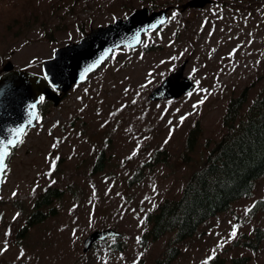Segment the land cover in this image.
Returning a JSON list of instances; mask_svg holds the SVG:
<instances>
[{"label":"rangeland","instance_id":"rangeland-1","mask_svg":"<svg viewBox=\"0 0 264 264\" xmlns=\"http://www.w3.org/2000/svg\"><path fill=\"white\" fill-rule=\"evenodd\" d=\"M184 1L0 0V69L10 61L36 74L55 49L91 28L142 7L179 8L138 47L117 49L56 106L44 104V115L7 160L0 264H156L165 256L174 234L144 240L146 214L180 197L205 164L225 132L228 101L245 89L249 103L264 86V0H213L180 10ZM184 61L194 89L176 100L150 101L151 90ZM46 188L55 191L35 210ZM262 204L264 174L250 196L175 243L170 264H204L210 255L208 264H264V233L256 239L252 233L264 231ZM104 228L120 232V241L83 253L84 238Z\"/></svg>","mask_w":264,"mask_h":264},{"label":"water","instance_id":"water-1","mask_svg":"<svg viewBox=\"0 0 264 264\" xmlns=\"http://www.w3.org/2000/svg\"><path fill=\"white\" fill-rule=\"evenodd\" d=\"M210 0H188L181 7L201 8ZM168 8L149 12L146 7L133 11L125 19H116L105 26L92 28L78 42L58 48L51 59L42 62V75L13 69L7 62L0 76V139L7 140L17 127L34 126L40 96L57 105L74 83L86 80L112 51L119 46L129 48L140 44L141 36L156 29L167 20ZM186 62L170 73L148 95L151 100L177 98L193 88L192 80L183 76ZM59 90V94L54 92ZM32 105L36 107L33 109ZM31 121V123H29ZM0 174V180L2 179ZM1 186V183H0ZM112 229L91 233L84 242L86 251L95 241L119 237Z\"/></svg>","mask_w":264,"mask_h":264},{"label":"trees","instance_id":"trees-1","mask_svg":"<svg viewBox=\"0 0 264 264\" xmlns=\"http://www.w3.org/2000/svg\"><path fill=\"white\" fill-rule=\"evenodd\" d=\"M223 126L224 134L208 152L206 164L191 174L181 196L166 199L147 213L144 239L173 232L169 244L174 245L191 236L200 223L226 211L234 200L251 194L255 180L264 174V86L249 103L246 90L231 98ZM49 195L39 194L42 203L35 206L43 205ZM172 245L156 264H170L176 250Z\"/></svg>","mask_w":264,"mask_h":264},{"label":"snow or ice","instance_id":"snow-or-ice-1","mask_svg":"<svg viewBox=\"0 0 264 264\" xmlns=\"http://www.w3.org/2000/svg\"><path fill=\"white\" fill-rule=\"evenodd\" d=\"M202 91H207V90H202ZM191 95V93L189 94ZM41 100H43V97L40 98ZM206 97L201 98L197 104L193 105V108H197L199 107V105H202L205 102ZM36 106L32 105V108L34 109ZM186 119V116H181L180 117V122L183 123L184 120ZM29 123H31V121H29ZM26 135L25 132V128L24 127H17L12 129L10 137L7 140L4 139H0V174H4L6 173V169H7V165L5 163L6 158H8L10 156V152L11 149H14L16 147H18L20 144L23 143V136ZM171 135V132H170ZM165 143H167V141H165ZM53 147H55V145H53ZM133 155H135V153H133ZM131 158V157H129ZM58 159V158H57ZM51 167L54 169L56 167V162L55 160L52 161ZM3 181L0 180V183H2ZM13 195H15V193H13ZM251 209H247L245 214L247 215L248 212H250ZM141 223H143V221H141ZM238 232H237V228L236 226H233L232 231L230 233V237L231 238H235L237 236ZM139 239V238H138ZM219 246H223V245H219ZM6 249L0 250V251H4ZM21 255H23V253H21ZM214 259V255H210L207 260L204 261V264H208L209 261Z\"/></svg>","mask_w":264,"mask_h":264}]
</instances>
